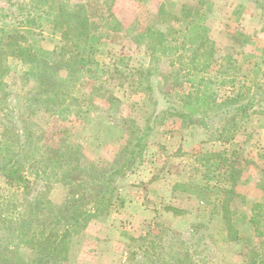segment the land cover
<instances>
[{
  "label": "rangeland",
  "instance_id": "374dc122",
  "mask_svg": "<svg viewBox=\"0 0 264 264\" xmlns=\"http://www.w3.org/2000/svg\"><path fill=\"white\" fill-rule=\"evenodd\" d=\"M71 1L75 3L83 0ZM86 1H91L94 8L97 6L104 9L105 20H113V23L103 29L101 40L94 43L97 49L96 59L101 65L118 62L126 76L120 78L118 73L108 71L98 72L95 77L86 75L81 81L71 79L70 83L75 86V93L81 98L86 114L78 119L74 117V122L68 124V128L74 134V139L82 145L86 164L97 165L100 169L110 167L128 141H132L130 146L133 147L137 137L146 132L149 134L124 175L116 181L107 204L89 219L79 234L71 238L68 259L51 264H143V252L138 250L143 243L140 238L162 235L163 244L168 243L169 248L177 249L181 240L191 246L193 227L198 223H203L208 228L201 229L203 237L199 251L202 258L199 257L196 264H264V101L258 107V113L247 121L245 129L234 143L210 141L203 125L191 123L181 111H177L181 107L182 95L190 89V85H173L170 59L161 56L152 58L147 46L133 43L124 31H118L114 27L116 19L122 22V27H133L135 30L155 25L169 38L178 36L177 45H180V33L188 30L193 17L203 14L204 28L199 33L203 39L200 40L213 44L215 50L208 74L217 76L219 70V76L227 74L226 77H221L222 80L235 78L237 82L262 83L264 1ZM107 4H112L110 13L106 10ZM162 8L168 13L159 15ZM18 38L19 55L10 57L8 62L10 72L7 81L11 95L8 101H0V142L15 146L19 144L20 132H23V116L30 110L28 94L38 88L34 79L25 81L22 74L30 67L35 53L41 49L52 50L61 44V34L49 23H37L33 26L19 25ZM178 54L190 56L192 51L180 50ZM120 58H123V64L127 66L120 64ZM224 58L229 59L231 65ZM148 68L155 72L157 89L154 94L146 90V84H138L133 75L137 69ZM120 82L123 85L120 86ZM160 88L168 94V99H159L163 98ZM236 90L230 83L216 87L217 95L221 98ZM253 91L256 92L255 87ZM110 96L116 98L114 104L107 101ZM32 116L36 128L45 130L55 124L46 112L37 111ZM149 126L152 127L150 131ZM183 133L188 135L185 138L188 141L186 144L181 137ZM198 140L222 143L224 147L214 145L207 147L206 151L205 148H200ZM53 145L50 139L38 145L35 153L36 159L38 157L40 160H37L41 161L38 164H52L53 161L50 162L47 158H50L48 154L52 152ZM224 150L227 152L223 155L225 159L221 160L222 167L218 166L220 160L213 162L211 168L202 166L197 161L200 154ZM135 172L139 174L134 176L137 178L136 182H131L133 186L127 191V195L133 194L136 187L140 194L134 196L138 198L140 195L139 198L146 201L145 204L155 214L151 227L143 232H132L126 228L127 220L123 218L124 196L121 193L119 196L117 191L120 181L123 182L126 175ZM206 172L209 173L208 176L215 177L211 184L231 185V176L236 175L234 186L237 194L231 203V210L238 240L227 237V232L221 229L225 226L219 224L222 223L220 213L212 219V205L193 193L195 184L209 182L204 180ZM51 173L52 170H48L50 181H43L47 185L43 197L41 196L45 203L33 226L43 241L51 240L62 232L65 226L63 216L67 215L63 207L69 187L63 182H56V177ZM143 174L153 175L152 180H143ZM127 180H130L129 176L125 179ZM85 187L87 189L78 198L85 206H89L94 200L96 185L88 182ZM0 196L22 204V196L14 195V189L2 175ZM216 198L217 196L210 194L209 201L214 203ZM200 202H204L206 214L202 213V208L198 205ZM168 207L174 208V213L179 218L175 219L177 223L173 222V216L166 214ZM20 228H23L22 224ZM12 242L11 239L9 243ZM17 247L24 260L32 263L36 253L30 245L23 241ZM134 250L139 254L136 258H132Z\"/></svg>",
  "mask_w": 264,
  "mask_h": 264
},
{
  "label": "trees",
  "instance_id": "16d2710c",
  "mask_svg": "<svg viewBox=\"0 0 264 264\" xmlns=\"http://www.w3.org/2000/svg\"><path fill=\"white\" fill-rule=\"evenodd\" d=\"M105 6L110 13L112 4ZM103 12L104 9L97 6L94 8V4L86 0L75 3L71 0H0V101H8L11 95L7 81L10 72L8 62L10 57H16L20 52L18 26L49 23L61 34V44L52 50L41 49L35 53L30 67L22 74L25 81L34 79L38 88L28 94L30 110L23 116L24 126L23 132L19 134V144L15 146L0 142V175L14 189V195H21L23 198L22 204H16L11 199L0 196V264H51L68 259L71 238L79 234L89 219L107 204L113 186L133 162L149 134L146 132L137 137L133 147L130 146L132 141H128L112 165L100 169L97 165L86 164L82 145L74 139V134L68 128V124L74 122V117L78 119L86 114L81 98L75 93V86L70 83L71 79L81 81L86 75L95 77L98 72L108 71L118 73L120 78L126 76L118 62L101 65L95 57L97 49L94 43L101 40L103 29L113 23V20L108 22L104 19ZM166 13L168 12L164 8L159 11V15ZM204 20L203 14L193 17L188 30L180 33V45H177L178 36L169 38L155 25L135 30L133 27H122V22L116 19L114 27L118 31H124L133 43L147 46L152 58H169L174 75L173 85H190V89L182 95L181 107L177 111H181L191 123L203 125L207 130L208 140L232 144L245 129L247 121L258 113V107L264 101V82L248 84L237 82L235 78L222 80L221 77H226L227 74L219 76V70L217 76L208 74L215 50L213 44L200 40L203 39L199 33L204 28ZM196 42L197 45L193 47ZM189 44L191 46H187ZM180 50L192 51V55L178 54ZM223 60L231 65L229 59ZM119 62L127 66L123 64V58ZM133 75L138 84H146L145 88L150 94L156 92L155 72L152 68L137 69ZM227 83L237 90L221 98L217 95L216 87ZM119 85L123 83L120 82ZM254 87L256 92L253 91ZM159 91L163 97L159 99H168L164 89L160 88ZM115 100L114 96L107 99L111 104ZM37 111L50 115L54 126L50 125L45 130L36 128L32 115ZM148 129L150 131L152 127L149 126ZM47 139L54 144L52 152L48 154L50 158H47L53 162L43 166L38 164L41 161H38V157L36 159L35 153L38 145ZM226 152H205L197 156V161L202 166L211 168L220 160L218 166L222 167L221 160L225 159L223 155ZM48 170H52L51 175L56 177V182H63L69 187V193L64 201L63 210L67 215L63 216L65 226L62 232L51 240L43 241L33 226L45 203L41 196L43 197L47 186L45 183L51 179ZM208 175L206 172L204 180L209 182L195 184L193 193L212 205V219L220 213L222 223L219 224L225 226L221 229L227 232V237L238 240L231 210V203L237 194L234 186L236 175L231 176V185L211 184L215 177ZM88 182L96 185V188L92 204L85 206L78 195L87 189L85 186ZM262 188L264 189V177ZM210 194L217 196L216 202L209 201ZM21 224L23 228H20ZM202 228L208 227L203 223L194 225L191 246L181 240L177 249L169 248L168 243L163 244L162 235L140 238L143 243L138 250L143 252V264H196L201 257L199 248L203 237ZM11 239L13 242L9 243ZM23 241L36 253L32 263H27L18 251L17 246ZM131 254L132 258L139 256L137 250Z\"/></svg>",
  "mask_w": 264,
  "mask_h": 264
},
{
  "label": "crops",
  "instance_id": "0c3cea01",
  "mask_svg": "<svg viewBox=\"0 0 264 264\" xmlns=\"http://www.w3.org/2000/svg\"><path fill=\"white\" fill-rule=\"evenodd\" d=\"M181 137H182V140H184L185 144L188 143V141L185 140V138L186 139L188 138L187 134L183 133L181 134ZM169 143H172V142H169ZM198 144H200L201 149L205 148L206 151H207L206 149L207 147L209 148L214 145L218 148L224 147V144L222 143H216V142L207 143V142H202L201 140H198ZM139 172L138 173L135 172L131 175H128L130 180H127V181H125V179L128 178V176L126 175L125 176L126 178L124 177L125 178L124 181L123 182L120 181V185L117 190L119 193V196H121L120 193L124 196L123 204L125 205L124 207L125 211L123 212V218L125 219V221L127 220L125 222L127 225L125 226L126 228L129 229V231H132V232H143L145 229H148L149 227H151L150 224L155 217L154 216L155 214L151 210L150 206L148 204H145L146 201L144 202L143 199L139 198L140 195L138 198L136 197V195L134 196V194H137V193L140 194V192H138V189H136V187H135V190H133V194L127 195L128 194L127 191H129L131 186H133L131 182L132 183L136 182L137 178H135L134 176L139 174ZM142 176H143L142 179L145 181H151L152 180L151 178L153 177V175L144 176V174ZM198 205L202 208V213L206 214L207 211H206L204 202H200ZM122 207L123 206H121V208ZM167 210H168V213L166 212V214L173 216V222L177 223L176 220H178L179 218L174 213V208L168 207Z\"/></svg>",
  "mask_w": 264,
  "mask_h": 264
}]
</instances>
